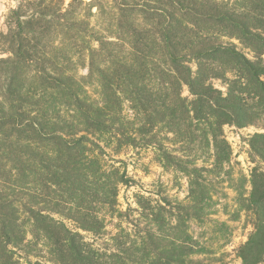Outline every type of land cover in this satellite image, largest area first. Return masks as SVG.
Wrapping results in <instances>:
<instances>
[{"label": "trees", "instance_id": "1", "mask_svg": "<svg viewBox=\"0 0 264 264\" xmlns=\"http://www.w3.org/2000/svg\"><path fill=\"white\" fill-rule=\"evenodd\" d=\"M15 1L0 33V264H225L192 221L214 214L208 179L233 164L225 127L264 124V66L239 47L264 50V0ZM142 148L189 179L186 204L159 185L116 206L133 179L107 159ZM251 148L264 163V133ZM249 183L257 219L237 257L264 264V170Z\"/></svg>", "mask_w": 264, "mask_h": 264}, {"label": "rangeland", "instance_id": "2", "mask_svg": "<svg viewBox=\"0 0 264 264\" xmlns=\"http://www.w3.org/2000/svg\"><path fill=\"white\" fill-rule=\"evenodd\" d=\"M71 0H67L69 3ZM91 1V0H86ZM237 0H229L235 3ZM16 6L15 0H0V33L7 30V18L12 8ZM96 12V10H94ZM236 44L239 42L234 41ZM240 49L253 61L264 66V50L261 51L258 59L256 55L246 47L239 44ZM82 75L87 74V70L81 71ZM264 82V75L261 78ZM217 87L225 90L217 82ZM184 96H189L187 88L184 89ZM256 133H264V124L257 123L247 128H237L226 126L225 134L233 149V164L229 173H221L208 179L209 184L214 187L212 216L202 219V221H192V232L195 237L203 242L212 244L217 249V244L223 246L218 250V257H224L225 264H242L237 257V249L244 245L254 232V224L257 215L248 202H244L252 187L249 183L253 172L264 170V163L261 158L252 150L251 142ZM154 150L152 148H142L128 150L127 155H121L119 160L107 159L108 165L121 167L128 176L133 179L129 185L119 186L117 205L122 206L127 211L129 206L133 209L138 206L140 197H152L159 185H162L167 194L174 201L187 203L189 195V179L182 173L173 170H164L154 161ZM95 206H104L97 203ZM135 215L134 217H136ZM70 228L74 225L68 223ZM82 234H85L82 232ZM28 240L33 241V236L28 235ZM89 242H93L96 247H101V240L93 241L87 237ZM31 264H51L43 254L40 257L32 255ZM22 264H30L26 259H21Z\"/></svg>", "mask_w": 264, "mask_h": 264}]
</instances>
